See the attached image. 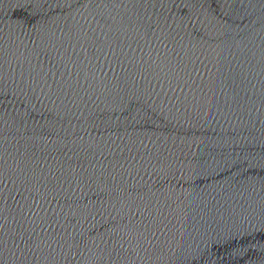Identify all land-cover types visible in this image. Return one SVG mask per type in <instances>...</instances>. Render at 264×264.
<instances>
[{"label":"water","instance_id":"95a60500","mask_svg":"<svg viewBox=\"0 0 264 264\" xmlns=\"http://www.w3.org/2000/svg\"><path fill=\"white\" fill-rule=\"evenodd\" d=\"M0 264H264V0H0Z\"/></svg>","mask_w":264,"mask_h":264}]
</instances>
